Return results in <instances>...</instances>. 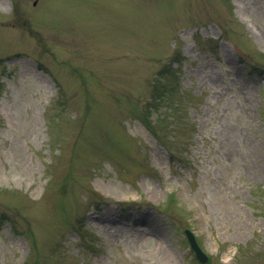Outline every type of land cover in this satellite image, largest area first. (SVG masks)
I'll use <instances>...</instances> for the list:
<instances>
[{
	"label": "rangeland",
	"instance_id": "1",
	"mask_svg": "<svg viewBox=\"0 0 264 264\" xmlns=\"http://www.w3.org/2000/svg\"><path fill=\"white\" fill-rule=\"evenodd\" d=\"M185 229L264 264V0H0V264H207Z\"/></svg>",
	"mask_w": 264,
	"mask_h": 264
},
{
	"label": "water",
	"instance_id": "2",
	"mask_svg": "<svg viewBox=\"0 0 264 264\" xmlns=\"http://www.w3.org/2000/svg\"><path fill=\"white\" fill-rule=\"evenodd\" d=\"M185 233H186L187 239L189 240L188 243H190V246L193 248L194 253H196V256L200 260H203L205 258V256L200 251L199 246L197 245V242H195L193 234L188 229L185 230Z\"/></svg>",
	"mask_w": 264,
	"mask_h": 264
},
{
	"label": "trees",
	"instance_id": "3",
	"mask_svg": "<svg viewBox=\"0 0 264 264\" xmlns=\"http://www.w3.org/2000/svg\"><path fill=\"white\" fill-rule=\"evenodd\" d=\"M241 58H242V57H241ZM245 59H246V58H242V60H245ZM250 65H251V68H252V64H250ZM252 69H253V68H252ZM166 71H167V69H166ZM154 87H155V86H154ZM155 88H156V87H155ZM155 88H154V89H155ZM173 90L175 91V89H173ZM179 93H180V92H179ZM182 93H183V92H182ZM169 200H170V199H169ZM169 200H168V201H169ZM195 261H196V259L194 260V262H195Z\"/></svg>",
	"mask_w": 264,
	"mask_h": 264
}]
</instances>
